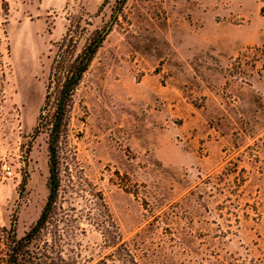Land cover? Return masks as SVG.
<instances>
[{
	"label": "rangeland",
	"instance_id": "374dc122",
	"mask_svg": "<svg viewBox=\"0 0 264 264\" xmlns=\"http://www.w3.org/2000/svg\"><path fill=\"white\" fill-rule=\"evenodd\" d=\"M79 19L78 50L107 31L58 143L69 262L264 264V0H0V227L46 201L33 130Z\"/></svg>",
	"mask_w": 264,
	"mask_h": 264
},
{
	"label": "trees",
	"instance_id": "16d2710c",
	"mask_svg": "<svg viewBox=\"0 0 264 264\" xmlns=\"http://www.w3.org/2000/svg\"><path fill=\"white\" fill-rule=\"evenodd\" d=\"M70 22L55 58L51 63L43 106L36 119L34 135L45 130L48 135L47 198L29 230L18 237L15 221L0 227V264H71L63 252L68 245L59 195L58 143L69 119L73 94L104 41V30H94L80 50L79 40L86 28Z\"/></svg>",
	"mask_w": 264,
	"mask_h": 264
},
{
	"label": "built area",
	"instance_id": "2783aa9c",
	"mask_svg": "<svg viewBox=\"0 0 264 264\" xmlns=\"http://www.w3.org/2000/svg\"><path fill=\"white\" fill-rule=\"evenodd\" d=\"M1 170L5 179H10L13 177L12 168L8 164L3 163L1 166Z\"/></svg>",
	"mask_w": 264,
	"mask_h": 264
},
{
	"label": "crops",
	"instance_id": "0c3cea01",
	"mask_svg": "<svg viewBox=\"0 0 264 264\" xmlns=\"http://www.w3.org/2000/svg\"><path fill=\"white\" fill-rule=\"evenodd\" d=\"M190 157H194V152L190 151L189 153H187Z\"/></svg>",
	"mask_w": 264,
	"mask_h": 264
},
{
	"label": "water",
	"instance_id": "95a60500",
	"mask_svg": "<svg viewBox=\"0 0 264 264\" xmlns=\"http://www.w3.org/2000/svg\"><path fill=\"white\" fill-rule=\"evenodd\" d=\"M107 31V30H106ZM106 31L103 33V35H105L106 34Z\"/></svg>",
	"mask_w": 264,
	"mask_h": 264
}]
</instances>
